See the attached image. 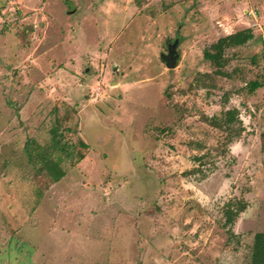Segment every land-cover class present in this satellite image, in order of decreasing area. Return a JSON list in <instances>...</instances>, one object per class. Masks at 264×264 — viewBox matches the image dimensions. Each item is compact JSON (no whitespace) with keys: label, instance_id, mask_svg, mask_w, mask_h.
<instances>
[{"label":"rangeland","instance_id":"obj_1","mask_svg":"<svg viewBox=\"0 0 264 264\" xmlns=\"http://www.w3.org/2000/svg\"><path fill=\"white\" fill-rule=\"evenodd\" d=\"M235 7L0 0V264H250L264 231V78L251 61L260 32L223 46V73L211 56L222 49L219 17ZM176 39L169 69L161 54ZM52 76L59 87L41 83ZM28 96L38 111L24 130L13 114ZM232 107L245 131L224 153L228 133L209 119ZM56 124L66 151L86 156L74 152L52 184L25 144H48ZM240 200L248 207L232 221Z\"/></svg>","mask_w":264,"mask_h":264},{"label":"trees","instance_id":"obj_2","mask_svg":"<svg viewBox=\"0 0 264 264\" xmlns=\"http://www.w3.org/2000/svg\"><path fill=\"white\" fill-rule=\"evenodd\" d=\"M254 37L253 31L250 28L237 31L233 34H230L228 37L221 39L222 49L218 55H211L212 64L216 66V71L218 73H223L219 67L221 61L224 59L221 58L222 50L224 45H243ZM223 40V41H222ZM264 43V42H263ZM209 57V55H208ZM217 59V60H215ZM215 60V61H214ZM251 61L259 64L260 73L262 78H264V69L262 66V52L260 51L258 55H253ZM219 63V64H218ZM249 92H254L255 89L261 86V83L256 79L251 81L249 84ZM228 101V99H227ZM240 110L238 107L226 108L221 111V115H213L210 117L209 121L212 126L219 128L223 132H227L223 143L221 146L224 147L223 152H228L230 148L229 144L232 139L239 138L242 133L245 131V126L243 121L240 119ZM61 125H54L50 132L52 134L51 141L46 145H40L35 139H29L25 144V150L28 154L29 160L35 163H41L37 171L39 174L46 172L52 183L58 182L63 178L65 171L62 167L63 162L70 159V155H73L74 152L78 156L77 160H82L86 152L82 150H77V145L72 146V152L66 151L65 146L69 144L67 141H64L63 136L61 135ZM61 135V136H60ZM206 156L200 155L195 156V162H200ZM64 159V160H63ZM199 168V167H196ZM48 170V172L46 171ZM190 172H193L191 170ZM237 207V208H236ZM248 207V202L245 200H240L235 203V210L230 211V219L233 221L234 218L238 217L240 213L244 212ZM250 264H264V231L256 232L254 235L251 254H250Z\"/></svg>","mask_w":264,"mask_h":264},{"label":"crops","instance_id":"obj_3","mask_svg":"<svg viewBox=\"0 0 264 264\" xmlns=\"http://www.w3.org/2000/svg\"><path fill=\"white\" fill-rule=\"evenodd\" d=\"M231 3L232 4H237V7H235V8H233L232 10V15H231V17H233V19H231V20H229V21H226V20H224V19H222V17H219L220 19H219V26L218 27H216V29H215V34L217 35V36H219V40H221V39H223V38H225V37H227V36H229L230 34H233V33H235V32H237V31H240V30H243V29H247V28H250V29H252V31H253V26H256V30H258V33H259V38L261 39V41H262V43H261V47H260V51L262 52V46H263V42H264V38H263V34H264V0H234V1H232L231 0ZM241 5H243V9H242V13H240L239 11H240V6ZM244 5H246V6H244ZM217 7V6H216ZM215 7V8H216ZM238 10V11H237ZM255 12V14H254V12ZM236 14V15H235ZM248 15L251 17V19L250 18H248ZM30 16L31 15H27V16H25V17H23V19L21 20V23H24L27 19L29 20V18H30ZM32 16H34V18H38V15H36V14H33ZM43 18V17H42ZM235 18H237V19H235ZM245 21V22H244ZM253 22H255L256 23V25H252L253 24ZM226 23V24H225ZM246 24V26H244V27H240V29L239 30H237V27H239L240 25L242 26V24ZM247 25H248V27H247ZM255 31H253V33H254ZM256 39L257 37H255V34H254V37L252 38V39ZM176 40H178V45H179V39H176ZM251 40V39H250ZM169 44V43H168ZM233 47H234V45H233ZM177 49H178V46H177ZM84 59V58H83ZM178 61H179V59H178ZM28 62V61H27ZM27 64V63H26ZM1 65V64H0ZM5 70V69H4ZM3 70V71H4ZM203 74V73H202ZM205 74V73H204ZM57 76V75H56ZM56 76H52V77H50L49 79H48V77H46L43 81H41V83H43V84H47V83H50V84H52V85H56L57 87H59V84L56 82V79H59V77H56ZM69 80V78H66V82ZM260 82V81H259ZM121 86L122 85H124V84H121V83H119ZM262 87V84H261V86L260 87H258V88H261ZM102 87L101 86H99V87H97V89L98 90H100ZM257 88V89H258ZM256 90V89H255ZM254 90V91H255ZM98 94H100L99 92H98ZM30 99H29V101L27 102V103H25V105H24V107H22V109L19 111V116H16L15 114H13L14 116H13V118L14 119H16V118H19L20 119V121L18 122V124L19 123H22V125H24V126H21V127H24V130H27V129H32V128H34L35 127V124H32L33 122H36V118H34V113H35V111H38V105L35 107V106H33V104L35 103V102H33V104L31 105V109L29 108L30 107V102L31 101H34L33 99L35 98H32L31 99V97H33V96H28ZM69 100H70V97H69ZM95 100V99H94ZM93 100V101H94ZM68 103H69V101H68ZM28 109V112H27V114H26V116H25V118L23 119V117H22V113H23V109ZM16 125V124H15ZM15 130H16V128H15V126L13 127V130H12V132L14 131L15 132ZM36 132L38 131L37 129H34ZM13 132V133H14ZM62 132V131H61ZM61 136V135H60ZM63 139H64V137H63ZM64 141H65V139H64ZM69 142V141H68ZM82 142V141H81ZM70 156H72V155H70ZM86 156V155H85ZM3 178V177H2ZM1 178V179H2ZM5 178V177H4ZM56 183V182H55ZM52 184H54V183H52Z\"/></svg>","mask_w":264,"mask_h":264},{"label":"water","instance_id":"obj_4","mask_svg":"<svg viewBox=\"0 0 264 264\" xmlns=\"http://www.w3.org/2000/svg\"><path fill=\"white\" fill-rule=\"evenodd\" d=\"M178 40L170 43L167 48V53H162L161 58L169 69H174L177 66L179 54L177 51Z\"/></svg>","mask_w":264,"mask_h":264},{"label":"built area","instance_id":"obj_5","mask_svg":"<svg viewBox=\"0 0 264 264\" xmlns=\"http://www.w3.org/2000/svg\"><path fill=\"white\" fill-rule=\"evenodd\" d=\"M254 14H255V12H254ZM262 66H263V69H264V43H263V46H262Z\"/></svg>","mask_w":264,"mask_h":264}]
</instances>
